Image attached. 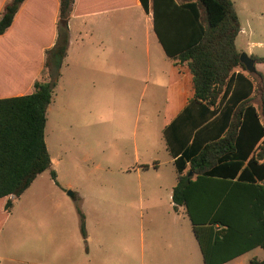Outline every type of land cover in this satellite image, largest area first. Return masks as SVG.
I'll list each match as a JSON object with an SVG mask.
<instances>
[{
    "label": "rangeland",
    "instance_id": "374dc122",
    "mask_svg": "<svg viewBox=\"0 0 264 264\" xmlns=\"http://www.w3.org/2000/svg\"><path fill=\"white\" fill-rule=\"evenodd\" d=\"M231 1L241 29L236 50L264 57V0ZM42 6L38 17L22 16L9 43L0 42L5 54H32L41 45V23L52 9ZM142 14L133 10L132 22L124 12L69 20L72 34L81 27L94 34L84 39L78 61L64 60L46 111L44 140L58 161L57 175H37L9 212L0 202V264H149L158 260L149 257L151 250L165 257L169 245L197 247L185 215L174 225L162 213L175 169L161 129L178 111V88L191 91V77L177 80ZM254 70L264 83V64ZM153 161L158 169L134 171ZM69 191L80 198L71 199ZM77 209L85 216L86 239ZM171 228L175 236L167 235ZM251 259L264 260V251L255 248L243 258ZM190 264H201L199 252Z\"/></svg>",
    "mask_w": 264,
    "mask_h": 264
},
{
    "label": "trees",
    "instance_id": "16d2710c",
    "mask_svg": "<svg viewBox=\"0 0 264 264\" xmlns=\"http://www.w3.org/2000/svg\"><path fill=\"white\" fill-rule=\"evenodd\" d=\"M25 1L6 0L0 36ZM56 1V7L49 0L28 4L20 17H38L43 3L52 6L41 23L44 49L39 61L32 49V54L16 53L6 62L26 70L35 61L40 70L30 93L0 98V199H6V212L12 208L8 197L20 196L37 175L49 170L55 179L44 141L46 110L66 56L67 23L77 0ZM137 1L151 13L164 54L185 65L191 76V97L163 129L175 169L173 208H184L203 264H223L255 248L264 251V83L261 73H248L239 62L234 41L240 24L232 1ZM52 32L55 39L48 46ZM249 57L264 64V57ZM77 214L84 238L83 215L79 209Z\"/></svg>",
    "mask_w": 264,
    "mask_h": 264
},
{
    "label": "crops",
    "instance_id": "0c3cea01",
    "mask_svg": "<svg viewBox=\"0 0 264 264\" xmlns=\"http://www.w3.org/2000/svg\"><path fill=\"white\" fill-rule=\"evenodd\" d=\"M42 1L43 0H26L22 4V6L20 7L18 13L16 14V16L13 20L12 26L8 29V31L3 36H0V42L6 41L7 43H9L10 39L11 38L13 39L14 36H16V34L18 33V29H16V28H17L19 21L21 19L20 18L21 14L23 12L27 11L26 7H29L28 4H30V7H31L34 4H38ZM49 1L56 7V5H57L56 0H49ZM83 1L84 0H79V1L77 0V3L75 5V9L78 13L75 11L74 15H72V17L69 20H71V19L73 20V19H77V18H85V17H88L90 14L91 15L92 14L104 15V14H112V13H116V12H124L127 15H129V18L132 22L133 17L130 15V13H132L133 10L135 11V13H138V11L141 10V12L143 13L142 17H143L144 23L146 25L145 26L146 30L148 31V33H150V31L152 30V32L154 34L153 27H152V21H151V13L146 14L142 10V8H141V6L137 0H89L87 2L88 9L85 12H83L81 10ZM5 2H6V0H0V11L2 10V7H3ZM29 9H31V11L33 12L32 8H29ZM87 12H91V13L88 14ZM69 20L67 23L68 35H69L68 48L66 51V56L64 57V59L62 61L61 67L63 66L64 60L67 59L68 55L72 56L73 61H78L81 57V50L84 47V45H83L84 39L89 37V36H92V34H94L93 31H91V30L89 31L84 27L79 28L82 30L81 32L76 31L74 34H72V26L69 25ZM55 22H56V15L53 14L52 19H51L52 28H54ZM106 25H108V23ZM240 31H241V29H240ZM154 36H155V34H154ZM155 38H156V36H155ZM54 39H55V35L52 32V35L50 37V43H48V46H52ZM156 40H157V38H156ZM157 42H158V40H157ZM159 46H160V44H159ZM43 49H44L43 46L37 47V49H36L38 61H39V56L41 57ZM160 49H161L162 57L164 59H167L168 61H171L173 66L176 68L177 76L179 78L177 80L180 82V81L184 80L185 78H187V75L189 73L187 67L185 65H177L174 60L168 58L164 54L161 46H160ZM12 56H13L12 53L11 54H5L3 52V50L0 49V98L20 96V95L30 93L32 91V84L38 78V75H39L40 70L37 68L38 66H35L36 65L35 61H34V63L31 62L29 65L32 68H28V66H27L26 70L24 69V67L22 69H21V67H19V69H17V66L15 65V63H14V65L9 66L6 62ZM250 56H252V55H250ZM60 76H61V73H60ZM188 79L190 80V84H188V87H190V85H191V91L188 88H182V87L178 88L177 94L180 97V105L177 107L178 111L175 113V115L173 117H171V119L168 122L163 124L162 129H161L162 137H163V129L186 106L189 98L192 95V83H191V79L190 78H188ZM163 140H164V138H163ZM45 145H46V143H45ZM164 147L166 150L165 141H164ZM46 149H47V147H46ZM49 156H50V154H49ZM169 157H170V162L173 165V158L170 155H169ZM50 162H51V169L54 170L53 166L56 165L58 163V161L54 160L53 158L50 157ZM158 166H159L158 161H153L151 163V165H146V164L137 165L135 167L134 171L138 173V172L142 171L140 169H143L145 171H148L149 169L156 170L159 168ZM54 172H55V177H56V175H57L56 170H54ZM174 184H175V179H174L173 183L170 185V187L168 188V190L166 191L165 195L167 198V200H166L167 206H166L165 210L162 211V213L167 218H171L174 225H176V221H178L179 219H183L184 215H185V217H187V216L185 214V210L183 207L179 206L176 209L173 208L174 204L171 201V193H172V188H173ZM160 186L161 185H157L156 188L160 189L161 188ZM73 195H74L73 200L80 198L75 193H73ZM8 199L12 202V207H13V205H14L13 201L15 198L12 196H9ZM5 200L6 199H0V202L4 204ZM2 211H4V209ZM82 215H83V213H82ZM83 222H84V229H85V237L83 239H86L87 233H86L85 216L84 215H83ZM172 230H176V228H171L170 229L171 234L169 233L167 235L175 236V233ZM179 234H180V232L177 233V235H179ZM193 239H194V237H193ZM195 243H196V241H195ZM196 245H197V243H196ZM171 246L172 245H169L167 247V248H169V251H167L169 253V255L166 254V252H163L165 254V257L157 256V255H161V254L156 250H151V252L149 253V257H151V259L157 258L158 260H156V262L150 260L149 264H160L161 262H164L166 260H167V264H170V262H168V261L171 258H172V260L178 259V263H181V264H190L191 261H195V259L197 261V253L198 252L200 253L198 245H197V247L195 246L196 248L190 245L189 246L190 248H186V250L183 248L182 245H180V247H171ZM85 252H88V250L87 251L85 250ZM185 252H186L187 256H184ZM247 253H244L238 257H235V258H233V259H231V260H229L223 264H246V261L243 260V258L247 255ZM200 261H201V264H203L201 254H200Z\"/></svg>",
    "mask_w": 264,
    "mask_h": 264
},
{
    "label": "water",
    "instance_id": "95a60500",
    "mask_svg": "<svg viewBox=\"0 0 264 264\" xmlns=\"http://www.w3.org/2000/svg\"><path fill=\"white\" fill-rule=\"evenodd\" d=\"M239 62L244 66L245 70L248 73H251L254 71V61L245 53H241L239 55ZM192 174L191 172H188V177H191ZM67 195L71 198L74 199V195L72 192H67Z\"/></svg>",
    "mask_w": 264,
    "mask_h": 264
}]
</instances>
